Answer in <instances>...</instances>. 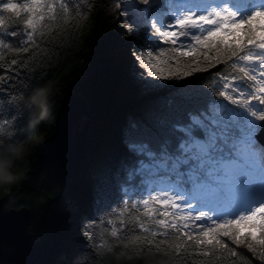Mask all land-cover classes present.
<instances>
[{
	"label": "snow or ice",
	"instance_id": "1",
	"mask_svg": "<svg viewBox=\"0 0 264 264\" xmlns=\"http://www.w3.org/2000/svg\"><path fill=\"white\" fill-rule=\"evenodd\" d=\"M97 6L95 0H6L0 50L39 48L49 22L61 18L75 19L79 31ZM99 7L118 21L132 71L146 70L137 73L144 86L176 88L179 99L122 128L131 159L98 175V218L82 219L81 232L95 245L92 232L109 215L107 225L118 220L120 227L111 228L108 254L155 250L180 257L191 250L203 258L193 264H254L250 253L264 264V0H100ZM27 64L14 57L9 68L16 66L19 79ZM0 84V91L8 87L2 76ZM24 101L13 89L0 107L20 109ZM15 125V116H0V146L15 140ZM113 201L118 212L108 209ZM128 223L140 234L122 236ZM95 251L103 255L100 245Z\"/></svg>",
	"mask_w": 264,
	"mask_h": 264
},
{
	"label": "trees",
	"instance_id": "2",
	"mask_svg": "<svg viewBox=\"0 0 264 264\" xmlns=\"http://www.w3.org/2000/svg\"><path fill=\"white\" fill-rule=\"evenodd\" d=\"M95 2L97 8L90 19L79 25V31H76L75 19L61 18L49 22L51 27L46 28V34L38 41L39 48L20 54L0 50V76L8 81V87L0 91V99H7L8 93L15 89L17 93L23 92L26 100L34 89L44 85H50L55 93L49 98L51 115L41 118L34 128L29 127L32 117L25 101L20 109L7 104L0 107V116L16 117L15 140L3 147L29 140L32 144L37 137L48 136L60 100L67 93L79 94L90 115L88 151L74 183L65 192L60 182L48 177L41 167L39 149L34 146L26 159L19 162L25 170V179L11 186L10 193L17 194V208L26 207L30 211L28 232L42 237L37 264H64L69 253L75 255L70 264H166L167 256L155 250L139 256L124 249L108 254L104 245L115 241L110 235L111 228L120 227L118 220L115 225H107V219H114L112 216L104 215L103 222L92 232L95 245L101 246L103 255L97 254L93 242L80 230L82 219L96 221L98 218L95 201L98 175L117 167L121 159H131L123 143L122 128L130 119H140L156 106H174L179 99L176 88L153 91L144 86L137 73L146 70L137 67L132 71L127 40L118 21L109 15L110 9L99 7L100 0ZM103 2L110 4L111 0ZM4 15L7 18L8 14ZM14 57L25 60L26 64L31 61L27 64L29 71L23 72L19 79L15 77L16 66L9 68ZM198 75L207 77L208 74ZM5 193H9V186H0V198ZM116 203L118 201H113L108 206L109 211H119L113 206ZM120 234L130 239L140 234L138 225L128 223ZM239 250L245 252L246 248ZM170 256L171 264H193L203 259L191 250L180 257L175 253ZM248 256L254 264H260L250 253ZM215 264L222 262L217 260ZM227 264H231V260Z\"/></svg>",
	"mask_w": 264,
	"mask_h": 264
},
{
	"label": "water",
	"instance_id": "3",
	"mask_svg": "<svg viewBox=\"0 0 264 264\" xmlns=\"http://www.w3.org/2000/svg\"><path fill=\"white\" fill-rule=\"evenodd\" d=\"M90 115L85 100L77 93L62 96L51 133L38 145L39 163L48 177L56 178L65 192L75 181L85 160ZM17 194L0 198V260L4 264H37L42 237L29 233L31 215L17 208Z\"/></svg>",
	"mask_w": 264,
	"mask_h": 264
},
{
	"label": "clouds",
	"instance_id": "4",
	"mask_svg": "<svg viewBox=\"0 0 264 264\" xmlns=\"http://www.w3.org/2000/svg\"><path fill=\"white\" fill-rule=\"evenodd\" d=\"M54 94V90L50 85H44L34 89L25 100V107L30 110L32 117L29 127L34 128L41 118H47L51 115L49 98ZM33 147L30 140L8 145L7 147L0 146V186H9V194L11 186H15L25 179V170L19 162L26 159ZM165 255L167 256L166 264H171V256Z\"/></svg>",
	"mask_w": 264,
	"mask_h": 264
},
{
	"label": "rangeland",
	"instance_id": "5",
	"mask_svg": "<svg viewBox=\"0 0 264 264\" xmlns=\"http://www.w3.org/2000/svg\"><path fill=\"white\" fill-rule=\"evenodd\" d=\"M3 2H6V0H0V3H3ZM188 58H184V60L186 61ZM45 137L44 136H39L37 137L33 142H32V145L33 146H38L42 140L44 139ZM247 232L248 230H244L241 234L242 235H247ZM257 235L259 236V232L257 231ZM241 248H244V247H241Z\"/></svg>",
	"mask_w": 264,
	"mask_h": 264
}]
</instances>
